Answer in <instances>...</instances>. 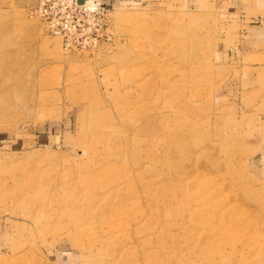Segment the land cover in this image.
Wrapping results in <instances>:
<instances>
[{
	"label": "rangeland",
	"instance_id": "rangeland-1",
	"mask_svg": "<svg viewBox=\"0 0 264 264\" xmlns=\"http://www.w3.org/2000/svg\"><path fill=\"white\" fill-rule=\"evenodd\" d=\"M87 1L0 0V264H264V100L228 97L240 64L219 56L264 26V0ZM129 70L149 78L156 134L117 105ZM102 109L118 147L147 140L155 165L116 161L142 172L138 195L121 214L100 205L114 222L100 240L62 209Z\"/></svg>",
	"mask_w": 264,
	"mask_h": 264
},
{
	"label": "bare ground",
	"instance_id": "bare-ground-1",
	"mask_svg": "<svg viewBox=\"0 0 264 264\" xmlns=\"http://www.w3.org/2000/svg\"><path fill=\"white\" fill-rule=\"evenodd\" d=\"M80 1L82 0H79V2ZM132 72L133 70H129L125 75V82L129 85L128 87L126 86L127 89L124 94V99H126L125 106L121 109V105L123 106L124 101L121 102L119 100L117 103H120L117 105L120 110L125 109V111H128L129 114H134L135 112L140 113L144 119L145 132L149 133L150 131H154V134H156V129L153 128L152 125L157 122V116L154 115L152 111L147 113L145 110L148 108L145 107V97L149 95L151 91L147 88L149 78L142 75H136L135 73L133 74ZM161 89L164 90V86L159 88V91L163 93ZM136 92L137 95L134 94ZM155 92L158 93V89L155 90ZM92 118V122L88 125L89 135L91 137L89 146L93 147V145L97 144L96 147H99L97 151H99L95 157L96 159L92 161L89 166H87L88 170H86V172L83 171L84 173L82 172L78 176L77 181L74 184L77 186L80 185L81 190H83L82 194H80L81 196L78 195L73 200L67 201V203L63 206L62 212L63 214L65 213L66 216H71L72 219L75 220V225L73 226H76L77 228H79L80 225L87 226L91 230L90 232L95 235V239H100L107 236L106 231L101 229V231H96V225L100 223V219H103L104 224L110 225V227L114 224V222H109L105 213L106 211L103 214H100L97 210L101 206L107 207V205L111 203L113 207H109L108 210L110 211L108 212V215H113L116 211H121L119 213L121 214L122 209L127 208V200H134L138 195V185L135 183V180L140 177L142 172L138 169L136 171H132L130 169L125 170V168H123V163L121 162L119 165L116 161L121 160V158L127 159L130 157L137 164L138 168H142L147 161L150 163V166H154L155 160L153 159L151 153L144 154L145 148L148 149L151 146V143L147 140H141L139 144H133L130 150H122L118 147V136L115 122L111 119L106 110H98ZM132 174H134L135 177H133ZM151 184H153V182H151ZM28 190L26 197L30 195L31 190H35V186H31ZM127 190L130 191V196H122L121 198H117L115 202L108 199L111 198L113 194H122ZM204 191L206 192L205 188ZM190 193H188V198L192 199V195ZM44 202L45 198H41L40 203L44 204ZM53 207V205L51 209L48 207L49 209H47V212L51 214L56 213L57 210H54ZM44 208L46 209L47 207L44 205L40 206V209L43 211ZM130 209L132 208L130 207ZM133 213H135V211ZM109 216L108 218H110ZM112 228L114 229V227ZM110 231L114 233L117 230Z\"/></svg>",
	"mask_w": 264,
	"mask_h": 264
},
{
	"label": "crops",
	"instance_id": "crops-1",
	"mask_svg": "<svg viewBox=\"0 0 264 264\" xmlns=\"http://www.w3.org/2000/svg\"><path fill=\"white\" fill-rule=\"evenodd\" d=\"M194 3L196 4V0ZM242 37L241 41L244 45L237 49L235 58L230 57L227 44H224L219 50V56L223 62L235 60L240 64L238 75L236 78L229 79L230 86L229 88L226 87L225 90L228 92V97L234 95L245 105L250 99H253L250 102L251 105L259 108L261 100H264V26L261 24L252 33L242 34ZM248 58L251 60L244 62ZM256 98L258 99L256 100ZM257 156L259 157H256V161L259 159V163L262 162L263 159L259 153ZM252 163L254 164L253 161Z\"/></svg>",
	"mask_w": 264,
	"mask_h": 264
},
{
	"label": "built area",
	"instance_id": "built-area-1",
	"mask_svg": "<svg viewBox=\"0 0 264 264\" xmlns=\"http://www.w3.org/2000/svg\"><path fill=\"white\" fill-rule=\"evenodd\" d=\"M78 1H79V0H75V2L73 3V6H75L76 9H77V8H84V7H86V5H87L88 2H89V1H87V0H83L84 3H83V4H82V3L79 4ZM75 8H74V9H75Z\"/></svg>",
	"mask_w": 264,
	"mask_h": 264
}]
</instances>
